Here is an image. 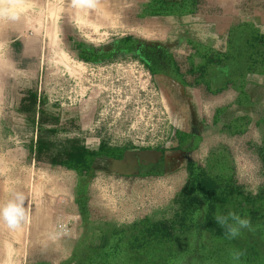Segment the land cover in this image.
<instances>
[{"label": "rangeland", "instance_id": "374dc122", "mask_svg": "<svg viewBox=\"0 0 264 264\" xmlns=\"http://www.w3.org/2000/svg\"><path fill=\"white\" fill-rule=\"evenodd\" d=\"M257 1L243 0L242 8ZM92 2L0 0V149L26 148L12 174L29 181L23 243L30 264H79L81 250L113 230L135 234L166 223L178 231L189 207L190 164L227 191L218 213L264 200V35L243 18L238 52L193 46L162 53L148 42L152 32L144 38L140 5L105 11ZM128 36L131 52L118 48ZM151 48L161 64L171 57L175 66L160 64L154 73L140 54ZM251 74L257 86L247 90ZM30 92L58 118L56 140L80 138L95 150L106 144L124 156H99L84 170L36 161L38 115L33 122L20 110ZM62 220L73 235L57 232Z\"/></svg>", "mask_w": 264, "mask_h": 264}, {"label": "trees", "instance_id": "16d2710c", "mask_svg": "<svg viewBox=\"0 0 264 264\" xmlns=\"http://www.w3.org/2000/svg\"><path fill=\"white\" fill-rule=\"evenodd\" d=\"M160 11L164 10L160 8L152 11V14ZM132 41L131 36L125 37L119 41L118 48L134 51L136 47ZM240 50L241 46L231 47L232 52ZM164 52L166 51L162 53ZM140 54L150 61L154 73L161 71L158 65L164 58L159 57V50L143 49ZM168 58L167 65H161L174 67L171 57ZM85 59L98 61L96 57ZM230 64L232 68L242 70L236 62ZM20 110L33 122L38 115L39 128L31 149L38 162L84 170L90 168L99 156L114 159L124 156L123 150L112 149L106 144L95 150L89 148L80 138L56 140L54 134L58 118L49 116L40 107L36 93L30 92L24 97ZM190 138L191 136L185 135L184 144ZM193 146L194 144H190L185 149L190 150ZM189 170L192 176L187 194L189 207L178 231L166 223L145 226L135 234L113 230L99 246L82 249L78 254L79 264H264V200L262 207L232 208L218 213L221 204L229 200L222 183L201 173L193 164H190ZM229 213H235L249 221V226L240 229L235 238H231L227 234V228L216 220L217 214L228 216ZM228 222L234 223L231 218Z\"/></svg>", "mask_w": 264, "mask_h": 264}, {"label": "crops", "instance_id": "0c3cea01", "mask_svg": "<svg viewBox=\"0 0 264 264\" xmlns=\"http://www.w3.org/2000/svg\"><path fill=\"white\" fill-rule=\"evenodd\" d=\"M93 2L99 10L105 11H109L108 6L114 3L125 7L140 5L139 10L145 11L147 18L144 38H147L146 33L152 32L155 36L151 37L150 41L147 38L148 42L157 49L171 54L192 50L190 47L193 46L197 50L229 53L231 47L241 46L240 43H243L245 33L241 28L243 18L247 19L248 26L254 32L264 35V0H259L253 5L251 2L249 8H242L243 0H93ZM160 8L164 11L152 14V11ZM248 79L250 83L247 90H253V87L257 86V75L251 74ZM169 81L173 82V79L169 77ZM187 92L195 93L194 90L188 89ZM26 157L24 146L9 145L4 151L0 149V206L14 200L16 194H22L23 206L26 208L29 181L14 180L12 174L13 170L20 166L19 161L24 162ZM15 187L21 191L15 192ZM28 220L24 218L15 227V231L12 230L13 233L10 232L12 228L0 221V264H30L27 258L29 255L27 245L23 243L26 240L25 229Z\"/></svg>", "mask_w": 264, "mask_h": 264}, {"label": "clouds", "instance_id": "9594fccd", "mask_svg": "<svg viewBox=\"0 0 264 264\" xmlns=\"http://www.w3.org/2000/svg\"><path fill=\"white\" fill-rule=\"evenodd\" d=\"M24 196L18 194L16 198L12 201H9L7 204L0 206V221H3L10 228H15L19 223L25 218V209H24ZM229 218H231L234 223H229ZM216 220L222 226L227 228V234L231 238H235L239 235L240 229L246 228L249 226V221L243 219L236 215L235 213H229L228 216H222L217 214Z\"/></svg>", "mask_w": 264, "mask_h": 264}, {"label": "built area", "instance_id": "2783aa9c", "mask_svg": "<svg viewBox=\"0 0 264 264\" xmlns=\"http://www.w3.org/2000/svg\"><path fill=\"white\" fill-rule=\"evenodd\" d=\"M62 204H65V199H61L60 201ZM56 230L58 233H60L61 235H73L74 234V230H73V225H71L70 223H68L66 220H62L60 221V223L57 224L56 226Z\"/></svg>", "mask_w": 264, "mask_h": 264}]
</instances>
